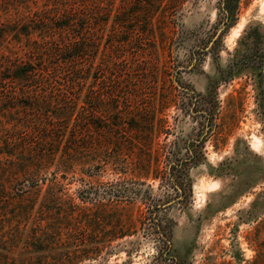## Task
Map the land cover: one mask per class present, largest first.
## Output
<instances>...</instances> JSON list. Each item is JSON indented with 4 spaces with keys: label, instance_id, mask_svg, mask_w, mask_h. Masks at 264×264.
I'll return each instance as SVG.
<instances>
[{
    "label": "rangeland",
    "instance_id": "obj_1",
    "mask_svg": "<svg viewBox=\"0 0 264 264\" xmlns=\"http://www.w3.org/2000/svg\"><path fill=\"white\" fill-rule=\"evenodd\" d=\"M61 1L2 0L0 26L21 27L38 9ZM95 1L82 0L91 5L85 10L89 17L81 21L89 46L84 58L72 66L63 58L70 53L51 60L59 65L56 71L74 70L85 81H39L34 94L0 83V234L22 228L24 221L14 212L27 195V181L37 180L41 169L39 177L55 178L60 196L83 208L75 211L70 226L90 224L80 236L97 239L62 264H264V89L255 85L260 67L251 61L264 52V0H240L234 24L223 33L219 0H184L170 12L168 0H100L101 9L93 7ZM80 30L73 27V37ZM20 45L0 40V65L2 57L13 61L20 55ZM245 51L253 53L250 58ZM111 57L121 62L113 70L118 77L100 83ZM98 60L103 65L92 69ZM78 65L82 68L76 72ZM233 69L234 78L218 84V114L201 147L207 122L198 94L220 82V70ZM4 71L0 67V74ZM111 90L116 98H107ZM125 97L136 112L144 109L154 117L150 135L121 130L104 116L101 107L122 105ZM53 103L72 105L77 114L86 104V122H71L68 128L58 122L52 132L64 133L63 141L46 144L41 140L45 127L30 132L26 125L37 113L30 108L55 111ZM78 126L84 135L76 137ZM187 146L196 153L203 149L205 158L190 165L186 176L176 170L174 184L164 174L154 178L157 165L167 170L173 147L185 157ZM43 152L50 161L45 170L37 161ZM32 161L36 169L28 165ZM49 183L31 190L30 198H43ZM82 191L85 201L79 199ZM119 192L122 199L115 198ZM67 206L63 201L53 216L65 222L66 215L59 213ZM103 212L122 218L129 234L106 239L101 229L111 227L95 217ZM24 255L23 264H36L40 257ZM54 257L59 258L49 260Z\"/></svg>",
    "mask_w": 264,
    "mask_h": 264
},
{
    "label": "trees",
    "instance_id": "obj_2",
    "mask_svg": "<svg viewBox=\"0 0 264 264\" xmlns=\"http://www.w3.org/2000/svg\"><path fill=\"white\" fill-rule=\"evenodd\" d=\"M1 1L2 0H0V2ZM183 2L184 0H168L165 7L168 8V12H170L173 8H175V10L177 9V3L182 4ZM219 2L220 10L222 12L220 22L223 26L221 33H223L226 28L234 24L237 18V10L240 0H219ZM94 4L95 5L93 7L97 6L96 8L98 9L103 7V2L100 0H96ZM89 6H91L89 2L82 3V0H62L60 3L52 4L51 7H49V5H45L44 8L38 9V11L33 13L31 19H29L28 22L23 24L21 27H19L20 25L13 23L0 26V40L10 38L11 40H15L21 44L20 46L23 45L19 51L20 55H17L13 61L8 60L7 57H2L1 61L4 65H0V67H3L5 70L4 72H8V75L4 74V72L1 73L0 83H12L17 86H21L25 89L24 92L28 88V91L26 92L30 94L33 92V88L38 86L37 84L39 81L40 83L43 82L42 85L49 83L62 84L61 80L68 83L74 82V80H78V83L85 81L87 77L76 74L74 70L63 72L56 71V68L59 65L57 63H53L51 60L55 56H62L63 54L70 53L67 57L63 58H65L64 62L68 66H72L75 63H78V60L84 58V55H86L85 51L89 46L84 42L83 28L85 29V26L81 25V21L89 17V14L85 12ZM145 19L150 20V15H146ZM78 26H81L80 33H78L76 37H73L71 32L72 28ZM246 34L247 33H245L242 37L247 36ZM249 35L251 36V34H248V36ZM220 36L221 35H219V37ZM23 38H25L26 41H23ZM252 54L253 53L245 51V57L250 58ZM24 56L27 57V60H21ZM252 56L253 58L251 61L254 60L260 67V76L254 77L255 85H257L258 88H262L260 89L262 92L264 89V52L261 55H257V53H255ZM115 58L113 57L112 59H109L107 63H104L105 67H107V72L99 81L100 83L116 80L118 77L115 74L112 76L113 70H115L119 63H121L119 60H116L117 58ZM122 62L124 64L127 63L125 59H123ZM92 63V69L95 70L103 65V62L99 60L96 62L93 61ZM81 68L82 67L78 65L75 68L76 72ZM219 75L220 82L217 81L210 84L208 87V93L205 95L198 94L196 101L200 104L199 111L206 117L205 120L207 122L204 127V137L200 142L201 147H204V143L211 136L215 116L218 114L216 101L218 84L229 81L232 77L234 78L236 74H234L233 69L232 71L220 70ZM90 76L93 78L92 75ZM184 91L187 93L190 92L189 89H184ZM32 94H34V92ZM107 94V98L111 99L118 96V94L112 90ZM35 95L38 96V93ZM125 98L126 102L122 101V105H120V101H116L118 106L113 105V107H101V110L105 113L104 116L106 119H108L113 125L119 126L121 130H135L141 135H150V129L155 124L154 117L151 120L150 116L148 117L147 114L143 113L144 109H140V112H136L135 109H132L130 104L127 103V97ZM103 100L106 101V99H102V101ZM51 105L52 106L50 107L55 108V111L40 105L39 108H30L36 110L37 113L33 116V118L31 116L29 117L32 120L29 119V124L26 125L27 128H30V132L37 130V127H45L47 129V134L42 136L41 140L46 144L51 140H57V142L61 143L64 139V133L61 134L58 132H52L56 129L55 124L63 122V127L65 126V128H68L71 122L83 121L85 123V110H88L85 106L86 104L82 106L80 111H78V113L81 114H77L72 105L66 104L59 106L57 103H53ZM94 110L100 111V107L96 106ZM110 112L113 115H108ZM162 121L166 122L164 119H162ZM65 128L63 130H65ZM66 130L68 131V129ZM73 131L75 132L76 137L81 134L84 135V129H81L80 126L75 127ZM50 132H52V134H50ZM190 147L191 146H187L188 154L185 157L178 156L176 147H173L172 152L167 156V159H169L168 167H166L167 170L159 169V166L157 165L156 173H153L155 174L154 178H158L164 174L167 177L169 176L171 182L174 184V182H177L178 180L176 170L186 176V170L188 171L190 165L196 164L198 161L205 158V152L203 149L197 151L198 153H196V151L192 152ZM45 152H43L45 155L44 157L37 159V161H40L42 165H44V170L49 167V160L46 158L47 153ZM9 155H13V152H9ZM29 164H32L31 166L33 169L37 168V165L33 163V161L32 163H28V165ZM146 165L150 168V164L147 163ZM40 175L41 169L37 170V180L33 179L31 181H27L24 188V192L27 195L18 200L19 206L14 214L23 219L24 223L22 228L16 234L12 233L6 237H4L3 234H0V264H23L22 262L24 261V258L22 256L24 254L40 255L36 264H53L54 262L55 264H62L72 256H76L75 253L78 252L77 250L82 249L83 251L86 247H88V245L91 246L92 243L97 241V239L93 237L85 238L83 235L80 236L82 230L90 226V224H82V222L79 221L78 224L74 225L75 227L70 226L69 222L72 223L71 220H73L72 218L75 211L83 208L74 203L71 198L64 199L60 196L57 190H55L58 184L55 178L50 179L48 177H39ZM46 181H49L50 183L44 197L41 199H37V197H35L34 200L30 198L31 196L28 195L29 192L31 193V190L33 193L40 191V183L44 184ZM176 188L179 189L180 187L177 185ZM123 196L124 195H122L121 192L115 194V198L117 199H122ZM85 198L86 196L83 195V191L80 192L79 199L81 201H85ZM63 201H68V206L67 209L64 210L65 214L62 212L59 214L66 215L65 222L59 221L53 216L56 213L57 207L59 208V205H63ZM101 214L102 213H98L95 217L100 219L99 222L102 221V219L104 222L106 220L105 225L103 224L105 228L106 226L111 227L110 229H107V231L101 229V231L104 232L106 239L112 241L116 237H124L129 234V230L122 224V218L116 219V217L114 218V216L110 213H104L105 215ZM91 231L94 232V230ZM54 254L59 258L56 259V257H54L53 260H49V256H55Z\"/></svg>",
    "mask_w": 264,
    "mask_h": 264
}]
</instances>
